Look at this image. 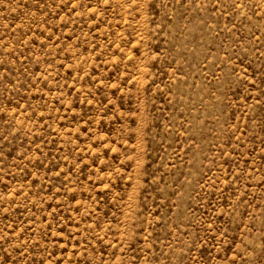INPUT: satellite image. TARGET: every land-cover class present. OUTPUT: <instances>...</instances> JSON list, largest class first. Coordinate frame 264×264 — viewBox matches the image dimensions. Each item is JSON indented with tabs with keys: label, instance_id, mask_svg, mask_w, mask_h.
<instances>
[{
	"label": "rangeland",
	"instance_id": "rangeland-1",
	"mask_svg": "<svg viewBox=\"0 0 264 264\" xmlns=\"http://www.w3.org/2000/svg\"><path fill=\"white\" fill-rule=\"evenodd\" d=\"M0 264H264V0H0Z\"/></svg>",
	"mask_w": 264,
	"mask_h": 264
}]
</instances>
